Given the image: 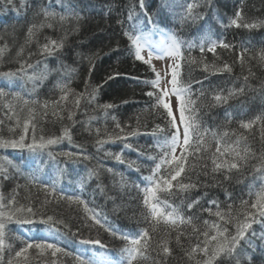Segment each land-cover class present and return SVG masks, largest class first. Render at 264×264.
<instances>
[{
	"label": "trees",
	"instance_id": "16d2710c",
	"mask_svg": "<svg viewBox=\"0 0 264 264\" xmlns=\"http://www.w3.org/2000/svg\"><path fill=\"white\" fill-rule=\"evenodd\" d=\"M80 3V10L76 9V4ZM30 7L21 10L19 14L11 6L0 5V47L7 45V50L0 63V72L16 71L19 68L17 52L20 45L24 44L27 29L31 23H39L43 17H36L35 13L45 4L49 5L58 13H63L64 9L56 0H27ZM69 0H66L68 3ZM193 0H159L156 5L151 4V0H145V11L149 13L154 21L155 27L147 23V18L141 14L139 17L143 23V31L149 29H159L168 34H175L184 47L182 51L187 58L189 49L187 42L199 44L201 40L211 39L213 41H224L235 45L232 49L216 48L215 54L208 52L205 48L204 53L200 52L199 47L191 49V56L195 57L197 63L189 66L184 65L183 74L185 78L203 81V87L207 91L205 97H200L198 103L202 113L204 126L212 129L219 127L220 131H228L231 140L238 136L247 137V143L251 150L259 156L264 153V62L259 60V55L264 52V27L248 30L236 28L230 25V20L235 18V12L241 11L243 19L251 21H264V0H211V7L203 4L196 11L205 16L204 20H197L192 23H181L180 15L186 9L187 3ZM72 8L79 14V19L71 17L63 22L57 18L53 23V28H44L37 32L36 38L27 46L21 56L27 62L36 65V70H42L44 63L50 71L47 78L41 83L36 82L38 87L33 91V82L26 79H16L11 84L4 77H0V89L12 93H19L23 99H38L41 103L45 100L59 99L61 95L58 84L67 82L72 89V94L56 110L58 115L53 116V109L50 106L48 116L39 118V125L36 135L59 136L65 129L69 131L71 140L67 138L54 146L53 153L63 152H83L91 157L89 160H80L73 163L70 159L58 156L59 171L57 163L50 160L45 154L39 157L27 150L0 149V166H7L8 162L19 169V173H14L17 178L9 181L0 182V194L5 198L10 197L18 191L19 204H32L38 212L46 215H53L64 219L68 227L62 229L67 235L59 241L60 245L69 253L67 256L61 255L59 264H78L76 255L85 258L96 259L104 264H121V249L125 247V241L117 236L106 232L103 228L96 225L84 227V224L91 223L85 220L83 205L75 201H60L58 204H43L44 188L42 185L30 184L27 179L28 174L41 168L40 180L43 184L51 185L56 182L57 188L67 195L82 197L90 208L107 218V223L113 227L117 233L126 235H138L142 230L147 229L152 237L149 256L141 264H156L160 259H164L166 264H195L194 260H189L185 255V250L190 249L199 240H203V235L197 237L193 228H198L202 233L206 228L203 221H217L214 215H209L207 211H196L198 220L192 224L181 225L183 235L181 243H176L177 232L165 227L163 221L155 225L156 231L152 232L153 224L145 220V208L143 206V193L134 185L143 186L147 182L143 176L150 174L148 167H144L140 172L130 170L127 164L117 162L113 156L106 155L105 152L122 153L125 160H136L138 163L151 165V161H145V157L139 156L136 151L124 148V142L108 143L100 148L97 139H106L107 135L119 132L115 127L119 122L123 125H130L135 128L139 124L151 125L154 118L148 112L149 98L143 93L145 85L143 79L153 77L150 70L140 62L133 60L130 55L129 41L124 32H133L134 21L127 19L128 10L133 5L134 0H70ZM162 3H166L167 7ZM18 4V0H17ZM138 9V4H137ZM63 40L64 47L46 61L39 56V47L47 43V39ZM247 46L248 51L244 53L243 65L239 62L243 48ZM118 49V50H114ZM29 52L33 55L29 56ZM95 54V55H94ZM37 60L44 63L37 64ZM91 60V62H90ZM227 63L232 67V73L215 72L213 65L222 68ZM205 64L208 71H205ZM94 65V67H93ZM92 69L89 72V69ZM254 75L249 74V70ZM29 74L33 71L29 69ZM119 73L113 80L107 77ZM248 77L246 81L244 78ZM138 77L139 79H133ZM87 85V86H86ZM199 84H194V91L199 96ZM245 88L243 94H238L235 98L229 99L228 104L216 107H209L215 104L213 94L219 90H224L227 95L228 90ZM96 89V100L91 101L89 93ZM76 93H83L79 109L75 107ZM11 103H22V101L12 100ZM127 101V103H124ZM4 99H0V119L5 120V125L0 127V137L9 138L14 133L9 132L7 121L4 117ZM105 103L116 105L113 109L103 110L98 107ZM38 107V106H37ZM69 110L75 113L73 121L67 119ZM42 112L43 109L38 108ZM109 113V114H106ZM26 118L27 112L21 114ZM62 117V118H61ZM261 117V119H256ZM255 121L251 129L245 130L240 127L241 122ZM127 132L128 129L126 128ZM31 132L29 133L30 142ZM211 138L209 137V140ZM129 143L135 148L148 149L155 154L154 138L149 136L130 137ZM100 148L99 151L97 149ZM215 152V142L211 141V146L206 152L196 153L190 158V163L197 166V171L207 162L208 171H211L210 156ZM203 157V158H201ZM258 159L250 160L246 168L241 172H233L230 181H224L222 176H217L213 180L210 175L205 178L201 175L200 180L208 183H215L217 186L204 187L193 190L189 195L192 198L200 197L201 208H211L214 212L216 206L209 204V201H217L221 209L228 211L227 205L234 204L232 209L235 215L240 211L241 200H249V185L252 182L253 166L258 165ZM108 169H112L109 172ZM89 170H95L97 176H88ZM11 172L12 169H9ZM166 174V173H165ZM123 178V184L121 179ZM195 179V176H193ZM19 187L17 188V186ZM97 185H100L98 188ZM101 188L103 191H101ZM259 188V181L256 182ZM30 189V190H29ZM208 195L205 196L204 193ZM110 196H118L117 204L120 211H114L115 205L109 199ZM165 198V194H161ZM51 199V198H50ZM255 199V195L251 200ZM169 202L180 204L179 198H170ZM249 210L250 207H249ZM185 215H192L185 208ZM240 219H243L241 216ZM219 222V221H217ZM222 223V222H220ZM230 231H235V224L227 225ZM257 233L260 231L259 225H254ZM7 245L3 254V262L7 264L8 259L14 256L16 250L23 246L26 238H31L36 242L50 239L49 233L44 225L29 224L17 225L13 223L9 226ZM76 233V235H73ZM167 233V235H165ZM81 238L99 239L105 248L93 245H81L78 241ZM168 240L169 247L173 250L172 255L164 257L162 250L158 247L162 240ZM32 253V250H30ZM95 253V255H94ZM251 264H264V252L257 249L251 252ZM50 258V257H49ZM31 264H38L32 253ZM222 264H229L227 258ZM232 264H235L232 261Z\"/></svg>",
	"mask_w": 264,
	"mask_h": 264
},
{
	"label": "snow or ice",
	"instance_id": "6c2138e0",
	"mask_svg": "<svg viewBox=\"0 0 264 264\" xmlns=\"http://www.w3.org/2000/svg\"><path fill=\"white\" fill-rule=\"evenodd\" d=\"M56 3L60 4L64 9L63 13L56 12L47 4L41 6L36 11L35 16H42L43 19L39 23H31L27 29L24 44L20 45V50L16 54L20 65L19 68L16 71L0 72V77L6 78L9 84L16 79H26L33 82V91H35L38 87L37 81L42 83L50 71H58L57 69L49 70L44 61L64 47L63 40L58 42L57 40L46 38L47 43L38 46V54L44 58V61L37 60V64L44 63L42 70H36V65L27 62L21 56L25 46L36 38L37 32L44 28L54 27L51 21H55L57 18L60 22L71 17H75L77 20L80 18L79 14L72 8L70 0L68 3H66V0H56ZM203 4L211 7V0H203ZM0 5L4 7L11 6L17 14L21 10L27 11L30 7L27 0H18V4L17 0H0ZM201 6L199 0H193V2L188 3L186 9L180 15L181 23H194L197 20H204L205 16L196 11ZM141 14L147 18L149 25H152L153 28L155 27L152 16L145 11V0H134L133 5L128 10L127 19L134 21L133 32L138 34L133 35L132 32L125 31L124 35L130 42L128 51L133 60L145 65L146 70H150L154 74L151 78L143 79V84L146 86L143 94L149 98V114L158 122H154L151 125L145 123L141 126L138 121V126L135 128L130 125L122 126L117 122L115 127L119 129V132L107 135L106 139H97L96 143L102 148L103 145L108 143L124 142L125 149L136 151L139 156L145 157V161L152 162L151 165H147L146 163H138L136 160L128 161L124 159L122 153L105 152L106 155L113 156L117 162L127 164L130 170L140 172L144 167L149 168L150 174L142 177L147 183L143 186L139 184L134 186L143 193L142 203L146 210L144 216L145 220L153 224L152 232L156 231L155 225L163 221L166 228L177 232L176 243L179 245L181 243V236L183 235L181 225L192 224L198 220L199 217L195 213L199 208L200 211H207L209 215H214L219 222L203 221L206 228L211 229V232L205 230L201 233L198 228H193V232L197 237L203 235L204 238L202 241L198 239L195 246L185 250L187 258L194 260L195 264H222L225 258H227L229 264H232V261L235 264H251L252 257L250 250L251 252H255L259 249L264 252V153L257 156L248 145L247 137L243 135L238 136L235 140H231L230 135H235V133L230 134L228 131H220L219 127L216 129L205 127L198 99L205 97L208 93L203 87V81L194 80L190 76L186 79L183 74L185 63L189 66L203 63L202 60L197 61L195 57L191 56V49L199 47L200 52L203 54L205 48H207L208 52L215 54L217 47L232 49L235 45L211 39L201 40L199 44L187 42L189 53L186 58L182 51L184 44L174 33L168 34V40H162L158 44H153L150 38L145 36L141 27L143 23L139 18ZM227 26L253 30L264 27V21L254 20L249 22L243 19V13L238 10L235 12V18L230 20V25H225V27ZM241 47L243 51L238 59L243 65L244 53L248 51V48L244 44ZM6 50L7 45L0 47V63L3 62ZM32 55L33 53L29 52V56ZM166 58L171 59L173 62L166 65L164 74L162 75L161 72L156 70L153 60ZM259 60L264 62V52L259 55ZM29 69L33 70L31 74H29ZM213 69L215 72L232 73V67L227 63H224L222 68H217L213 65ZM91 70L90 68L89 72ZM205 71H208L207 64H205ZM249 74L254 75L251 69L249 70ZM118 75L120 74L116 73L108 76L105 83L108 80L115 79ZM133 79L139 78L133 77ZM244 79L247 81L248 77L245 76ZM194 84L201 86L199 96L194 91ZM58 88L61 93L58 100H45L42 103L38 99H23L19 93L0 89V99L5 100L3 107L6 109L4 117L9 121L8 130L14 133L9 138L0 137V149L27 150L39 157H43L46 154L51 161L57 163V168L61 172L63 170L59 169L58 156L70 159L73 163L91 159L89 155L83 152L53 153L54 146L66 138L71 140V135L67 129L59 136L45 137L44 135H40L37 137L36 135V129L39 125L38 117L41 119L47 117L50 106L53 109L52 115H58L56 110L61 106V102L65 101L72 94V89L68 87L67 82L59 83ZM223 92L224 90L221 89L213 94V99L216 103L210 104L209 107L228 104L229 99L235 98L238 94H243L245 88L228 90L227 95H224ZM75 95V107L79 109L84 94L76 93ZM88 95L91 101H95L96 89H93ZM8 97H11L15 101H22V103H11L7 100ZM124 103H127V101H124ZM98 107L106 111L113 109L116 105L105 103L98 105ZM38 108L43 109V111H38ZM25 111L27 112V116L26 118H22L21 114ZM106 114L109 113L106 112ZM74 115L75 113L69 110L67 119L73 121ZM256 119H261V117H256ZM254 122V120L241 122L240 127L245 130L251 129ZM4 125L5 120L0 119V127ZM126 128L128 129L127 132L125 131ZM30 132L31 137L29 142ZM138 136L154 138L155 148L158 151L152 154L150 150L135 148L128 142L130 137ZM209 137L211 138L210 140ZM211 141L215 142V152L210 156L211 171H208L207 162L197 171V166L190 163V158L196 153L206 152L211 146ZM178 150L179 155H177ZM0 159H6V157H0ZM253 159H258L260 163L253 166L252 182L249 185L248 193L250 199L241 200L240 211L235 215L232 212L234 204H228V211L225 212L217 201H209V204L216 206V210L213 212L210 207H200L199 196L195 198L190 197L189 194L193 190L198 191L202 183L204 187L217 186L215 183L202 182L200 180L201 175L205 178L211 175L213 180L217 176H222L224 181H230L233 172H241L242 169L246 168L249 161ZM9 169H12V171L10 172ZM41 170V168H37L31 171L27 179L30 184L42 185L44 188L45 196L42 205L53 202L58 204L60 201L69 203L75 201L77 204L83 205L85 220L91 221L90 224L86 222L84 227L90 228L92 225H96L125 241V247L121 249V264H141V261L148 258L150 250L153 249L151 244L152 237L147 229L142 230L135 236L117 233L107 223V218L102 217L100 213L90 208L82 197L63 193L57 188L55 181L51 185L43 184L39 175ZM19 171L11 161L8 162L7 166H0V182L16 179L17 176L14 173H19ZM108 171L112 172L113 170L108 169ZM88 176H97L99 178L95 170H89ZM193 176H195V179H193ZM257 181H259L258 189L256 188ZM121 183L123 184V178L121 179ZM97 187L99 188L100 185H97ZM101 191H103L102 188ZM162 193L165 194V198H162ZM18 195V191L8 198L0 194V264H4L2 257L7 245L8 233L10 231L9 226L13 223L17 225H44L50 239L36 242L31 238H26L23 241V246L15 251L14 256L8 259L7 264H31L32 253H34L38 264H59L61 255H69L59 243L62 237L67 235V233L62 231V229L68 227L67 222L59 217L38 212L32 204H19ZM204 195L207 196L208 193L205 192ZM253 195H255V199L251 200ZM170 198H179L180 204L177 205L169 202ZM109 199L115 205L114 211L119 212L121 209L116 203L118 196H110ZM249 207L251 210H249ZM185 208L192 215L186 216ZM241 216L243 219H240ZM230 223L235 224L234 232L230 231L227 227ZM254 225L260 226L259 233H257ZM73 235H76V233H73ZM78 243L105 248V245L99 239L81 238ZM158 247L162 250L164 257L172 255L173 250L169 247L168 240H162ZM30 250H32V253H30ZM76 260L78 264H104V262L85 258L79 254L76 255ZM156 264H166V261L160 259Z\"/></svg>",
	"mask_w": 264,
	"mask_h": 264
},
{
	"label": "rangeland",
	"instance_id": "374dc122",
	"mask_svg": "<svg viewBox=\"0 0 264 264\" xmlns=\"http://www.w3.org/2000/svg\"><path fill=\"white\" fill-rule=\"evenodd\" d=\"M158 34L157 31L153 30V29H149L147 32H145V36L150 38L151 42L153 44H157L159 43L160 41H162V36L161 35H157ZM163 40H166V38H163ZM173 61L171 59H154L153 60V65L155 66L156 70L161 72V74L163 75L164 74V71H165V67L167 64H170L172 63ZM170 78V77H168ZM177 155H179V150L177 152Z\"/></svg>",
	"mask_w": 264,
	"mask_h": 264
},
{
	"label": "bare ground",
	"instance_id": "6f19581e",
	"mask_svg": "<svg viewBox=\"0 0 264 264\" xmlns=\"http://www.w3.org/2000/svg\"><path fill=\"white\" fill-rule=\"evenodd\" d=\"M159 2V0H151V4L153 5H156L157 3ZM164 4L165 6H162V8H165L167 7V4L166 3H162ZM188 4V3H187ZM168 8V7H167ZM76 9L79 11L80 10V3L78 1V3L76 4Z\"/></svg>",
	"mask_w": 264,
	"mask_h": 264
}]
</instances>
